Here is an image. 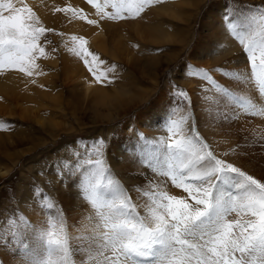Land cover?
<instances>
[{
	"label": "rangeland",
	"instance_id": "374dc122",
	"mask_svg": "<svg viewBox=\"0 0 264 264\" xmlns=\"http://www.w3.org/2000/svg\"><path fill=\"white\" fill-rule=\"evenodd\" d=\"M46 1L25 0L42 26L55 30L40 38L46 55L37 58L34 75L28 77L15 69L0 72V124L4 125L0 128V172L6 171L0 173V264H26L18 241L5 246L14 230L10 221L16 220L20 232L30 237L33 228L46 226L49 216L62 212L74 238L95 222L93 210L78 191L83 169L78 172L68 165L89 158L88 150L94 149L85 146L98 140L104 141L101 151L111 174L135 204L145 202L138 191L147 189L145 177L181 195V190L153 175L137 159L150 147L146 140L168 135L165 126L172 114L176 119L191 116L187 130L194 125L219 158L264 182V118L240 115L236 119L218 94L208 96L212 102H207L204 112L195 105L187 85L188 76L198 77V70L209 74L216 67L228 72L236 65H248L243 47L224 18L242 19L264 7V0H160L138 18L120 21L101 19L87 0H57L54 4L55 9H82L90 19L97 14L98 25L58 11L49 22L43 19ZM105 11L113 9L109 6ZM74 35L84 37L85 47L103 62L98 71L115 66V71L107 72L110 82H96L84 62L67 51ZM220 43L223 46L217 49ZM230 45L235 52H229ZM65 61L73 68L76 62L94 87L83 90L82 78L74 69L69 72ZM16 82L17 86L9 88ZM20 82L26 89L23 94L17 91ZM178 91L187 97H179ZM242 91L256 97L250 82ZM225 113L232 118L226 120ZM149 120L165 134L152 137L145 126ZM41 193L49 200L41 199ZM49 202L55 205L53 209L42 208ZM138 210L143 214L142 207ZM20 216L31 222L27 229L19 225Z\"/></svg>",
	"mask_w": 264,
	"mask_h": 264
},
{
	"label": "snow or ice",
	"instance_id": "6c2138e0",
	"mask_svg": "<svg viewBox=\"0 0 264 264\" xmlns=\"http://www.w3.org/2000/svg\"><path fill=\"white\" fill-rule=\"evenodd\" d=\"M87 2L101 19L120 21L138 18L160 0ZM109 6L112 12L105 11ZM55 10L70 12L73 19L90 25L99 23L82 9L68 6ZM224 19L229 32L243 47L248 68L235 73L219 70L235 80L236 89L220 85L204 70L196 74L210 81L226 106L233 109L236 119L240 115L264 118V100L260 99L264 97V7L251 10L242 19ZM53 31L42 26L25 0H0V72L15 69L32 77L39 67L37 58L46 55L40 38ZM71 41L67 51L84 62L96 82H110L107 72L115 71V66L98 71L103 62L85 47V38L74 35ZM249 82L254 86L255 98L242 91ZM176 95L187 97L184 91ZM173 117L170 115L166 122L168 135L146 140L150 147L137 159L153 175L181 190V195H173L163 184L145 177L147 189L138 188L145 202L135 204L111 174L101 151V139L85 146L94 149L88 150L89 158L68 165L78 172L83 169L78 191L93 210L95 222L83 235L73 238L61 212L49 216L46 226L33 228L29 237L13 220L9 225L14 230L5 246L18 241L26 264H76L77 260L80 264H264V182L219 158L194 125L187 130L191 116ZM224 118L232 117L225 113ZM0 128L4 125L0 124ZM75 155L79 157V153ZM54 207L51 202L42 206L49 210ZM88 219L92 221L93 217ZM18 221L25 229L31 224L23 216Z\"/></svg>",
	"mask_w": 264,
	"mask_h": 264
},
{
	"label": "bare ground",
	"instance_id": "6f19581e",
	"mask_svg": "<svg viewBox=\"0 0 264 264\" xmlns=\"http://www.w3.org/2000/svg\"><path fill=\"white\" fill-rule=\"evenodd\" d=\"M29 1V3L30 2H36L37 0H28ZM56 2H57V0H47L46 1V4H45V12H43V19H46L47 21H49V22H51V19H50V17L53 15V13H55V7H54V4H56ZM28 3V4H29ZM37 3V2H36ZM32 4V3H31ZM35 4V3H34ZM18 6V5H17ZM92 6V5H91ZM94 9V8H93ZM46 13V14H45ZM45 14V15H44ZM96 17H98V15L96 14ZM96 17H94L95 19H97ZM93 39L95 40L96 39V35H94L93 36ZM223 46V44L222 43H220L219 45H218V48L217 49H219L220 47H222ZM234 47V48H233ZM231 48H233V49H235V46L234 45H230V47H228V49H229V52H232V50L233 49H231ZM237 48V47H236ZM216 48H214V50L216 51L217 50ZM234 51V50H233ZM235 52V51H234ZM239 55H241V53H238ZM236 55V54H235ZM215 60V59H214ZM213 60V61H214ZM241 61V60H240ZM209 62V61H208ZM76 66H75V68H73V65L72 64H70V63H68L67 61H65V67L69 70V72H72L73 71V69L75 70V72L78 74V77L79 78H82L81 79V84H82V88H83V90H85V91H88L90 88H93L94 87V85H93V81H90L87 77H86V75H85V73H84V71L81 69V67L75 62L74 63ZM209 65V64H208ZM248 68V65L247 64H242L241 66H238V65H236V66H234V68H231L230 69V71H228V72H230V73H235V72H238V71H243V70H245V69H247ZM219 70H221V69H219V68H212V69H210V73H209V75L211 76V73H213L214 74V76H215V78H214V80L217 82V83H219V84H229V85H232V87L234 88V89H236L237 88V84H236V82H235V80L232 78V77H230V76H226V75H224L221 71H219ZM224 72H227V70H224ZM212 77V76H211ZM17 82L16 83H14L11 87H9V88H14L15 86H17ZM187 85L192 89V93H193V98H194V100H195V102H196V104L195 105H198V106H200V108H202L203 110H204V112H205V105L207 104V102H212L209 98H208V96L210 97L211 95H215V94H217L215 91H214V89L212 88V85H211V83H210V81H206V80H203V78L201 77V75H199L198 77H196V76H188V79H187ZM226 85V86H227ZM232 87L230 88V89H232ZM5 88L3 87V90H4ZM26 89H25V86H24V82H20V84L18 85V87H17V91L20 93V94H23V93H25L24 91H25ZM103 92V91H102ZM96 94H97V96L99 97L100 96V94H101V90H98L97 92H96ZM99 94V95H98ZM103 95V94H102ZM115 96V95H114ZM214 97V96H213ZM222 98V97H221ZM216 100V99H215ZM209 105V104H208ZM146 125V127H147V129H148V131L152 134V137L155 135V136H157V137H159V136H162L163 134H165L164 132V130L161 128V127H159V128H157L158 126H156V125H154L153 124V122H152V120L150 121H148V122H146L145 123ZM221 141H223L222 139H220ZM5 172L6 171H3V172H0V173H2V174H5ZM83 233V232H82ZM71 237H73V236H71ZM74 238V237H73ZM72 243H76V240L75 239H73V241H72ZM24 255V254H23ZM25 259H27L26 257H25ZM6 260L8 261V258H6ZM26 262V261H25ZM22 264H25V263H22Z\"/></svg>",
	"mask_w": 264,
	"mask_h": 264
}]
</instances>
